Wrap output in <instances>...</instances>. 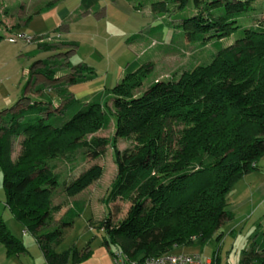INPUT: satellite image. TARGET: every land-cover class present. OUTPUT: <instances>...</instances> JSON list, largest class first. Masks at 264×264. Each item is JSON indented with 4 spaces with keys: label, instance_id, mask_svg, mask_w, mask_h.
<instances>
[{
    "label": "trees",
    "instance_id": "obj_1",
    "mask_svg": "<svg viewBox=\"0 0 264 264\" xmlns=\"http://www.w3.org/2000/svg\"><path fill=\"white\" fill-rule=\"evenodd\" d=\"M58 1L53 0L44 11ZM177 1L182 12L188 2L191 10L200 4V0ZM252 1H206L198 13L179 20V28L193 42L205 45L207 39L217 38L213 42L217 52L210 63L185 71L177 79L157 81L134 96L132 90L149 73L148 64L134 61L126 66L110 94L99 92L86 105L74 100L69 92L60 108L46 98L29 101L23 96L5 117L0 116V167L6 206L22 231L35 235L46 264L68 263L69 252L57 253L53 246L72 228L84 208L74 202L53 229L47 230L61 207L52 205L59 178L45 159L104 149L107 139H88L87 135L106 129L112 117L113 148L116 138H128L133 143L113 151L117 174L105 201L107 206L129 202L130 207L117 223L111 221L107 208L99 226L107 249L114 245L129 258L141 259L177 248L204 247L224 223L232 220L228 195L243 175L259 169V159L264 155V27L242 29L241 36L226 47L219 39L240 29L234 19L247 11ZM86 2L90 0L82 1ZM216 10L222 14L214 16ZM30 18L22 26L26 27ZM151 29L161 31L163 27ZM42 51L49 49L39 41L28 57L35 58ZM53 58L52 53L32 61L30 85L36 74L49 82L55 80L53 63L72 70L67 86L91 79L86 66L74 65L70 57L64 62H52ZM65 84L55 86L56 90L62 91ZM22 101L29 102L18 107ZM15 108L18 110L14 112ZM54 112L65 113L68 118L57 126L51 116ZM14 136L24 138L23 153L16 162L10 159ZM102 172L100 165L90 166L64 185L65 195L82 193ZM42 230L47 231L38 234ZM254 236L252 249L239 264H264V230ZM0 245L7 256L28 252L1 217ZM89 248L88 242L83 250H73V264L89 257Z\"/></svg>",
    "mask_w": 264,
    "mask_h": 264
},
{
    "label": "rangeland",
    "instance_id": "obj_2",
    "mask_svg": "<svg viewBox=\"0 0 264 264\" xmlns=\"http://www.w3.org/2000/svg\"><path fill=\"white\" fill-rule=\"evenodd\" d=\"M53 0H0V112L2 117L10 112L18 99L26 96L29 101L49 99L57 108L61 107L63 98L69 93L74 100L88 104L90 98L98 92L110 94L114 86L124 76L128 64L137 61L140 65H149V73L140 80V86L133 89L134 96L141 94L157 81L177 79L183 72L211 62L217 49L213 42L217 38L207 39L205 45L191 41L179 28L180 19L192 12L198 13L204 2L200 0L196 9L185 11L178 9L177 0H59L48 11L40 10ZM249 9L234 19L240 29L231 35L219 39L223 47L234 43L241 36V30L264 27V0H253ZM66 8L69 14L59 16L60 10ZM86 9L90 14L82 15ZM88 10V11H89ZM203 12V11H202ZM222 14L216 10L214 16ZM32 15L26 27L22 26L25 17ZM25 16V17H24ZM67 25V32H62L61 25ZM161 25V31L151 28ZM23 34L27 40L8 42L7 37ZM207 38V37H206ZM46 44L49 51H42L36 57L45 59L54 54L52 62H64L70 57L74 65L87 68L91 79L67 86L72 70L64 65L53 63L55 80L46 81L41 75L33 76L29 82V69L35 58L26 54L37 49V43ZM70 42V43H68ZM73 54L65 55L67 50ZM39 68V67H37ZM63 90L55 86L62 85ZM30 85V86H29ZM44 86V87H43ZM39 88H43L40 89ZM28 90V92H27ZM38 90V91H37ZM29 101H22L18 107ZM15 108L13 111H17ZM112 114L114 110L111 109ZM55 125L60 126L68 115L54 114ZM1 124V123H0ZM102 137L108 145L94 154L77 151L73 156L60 157L54 155L45 162L57 176L58 186L52 196V205L60 206L55 222L47 230H52L63 214L74 202L82 204L83 212L75 218L72 228L68 229L60 242L53 246L57 253L69 252L68 263L73 264L72 251H81L89 242L90 255L80 264H115L114 245L107 249L102 244L104 232L99 228L101 221L107 216V208L111 211L110 219L117 223L126 217L130 203L117 201L107 206L105 198L109 187L117 174L114 161V148L124 150L132 145L128 138H116L114 148V118L106 129H98L87 135V138ZM22 136L12 138L10 159L16 162L23 153ZM102 167L101 177L82 193L68 197L64 193V185L75 179L92 165ZM259 169L243 175L232 187L228 195V210L233 213L231 221L224 223L214 237L204 246L177 248L173 253L200 255L205 260L216 258L217 264H239L246 252L252 249L254 235L264 230V155L259 159ZM0 217L10 232L22 241L27 253L20 258L12 257L10 264H46L35 240V235L27 231L22 234L23 227L14 219L6 206V194L3 187V172L0 167ZM47 230L39 231L38 234ZM220 238L217 239V236ZM0 248H3L0 245ZM176 248V247H175Z\"/></svg>",
    "mask_w": 264,
    "mask_h": 264
},
{
    "label": "built area",
    "instance_id": "obj_3",
    "mask_svg": "<svg viewBox=\"0 0 264 264\" xmlns=\"http://www.w3.org/2000/svg\"><path fill=\"white\" fill-rule=\"evenodd\" d=\"M8 42L28 39L23 34L7 37ZM25 234V231H22ZM115 264H217L216 259L205 260L200 255L185 253H165L160 256H148L141 259L129 258L124 252L116 249L113 254Z\"/></svg>",
    "mask_w": 264,
    "mask_h": 264
},
{
    "label": "crops",
    "instance_id": "obj_4",
    "mask_svg": "<svg viewBox=\"0 0 264 264\" xmlns=\"http://www.w3.org/2000/svg\"><path fill=\"white\" fill-rule=\"evenodd\" d=\"M62 1V0H61ZM61 1H58V2H61ZM48 4H46L45 6H43V8H41L40 10H38V11H36V12H34V14L33 15H38L39 13H40V11H42V10H44V8L47 6ZM82 2H81V5H79L78 7H77V10L78 9H80L81 7H82ZM55 6V5H54ZM52 8H54V7H52ZM52 8L50 9V10H52ZM89 9H86V11H83L82 12V15H88V14H90V10L88 11ZM45 11H48V10H45ZM66 14H69V11L66 9V8H64L63 10H60V13H59V16L61 17V16H66ZM29 16H32V15H28V16H24L25 17V19L27 18V17H29ZM24 19V20H25ZM24 22V21H23ZM23 22H22V24H23ZM20 27H22V25L20 26ZM61 29H62V32H67V30H68V27H67V25H63V22H62V25H61ZM68 43H70V42H68ZM71 43H73V42H71ZM73 48H74V50L72 51L71 50V52H70V56H71V54H73L74 52H75V49L77 48V46L75 45V43H73ZM33 51V50H32ZM31 52V51H30ZM30 52H28V53H30ZM28 53L26 54V56L28 57ZM36 58H39V57H35V59ZM30 73H31V71H30V69H29V76H30ZM28 92V91H27ZM99 93V92H98ZM92 98V97H91ZM90 98V99H91ZM82 102V101H81ZM21 256V255H20ZM20 256H18V257H16V258H20ZM12 257H14V256H7L6 255V252H5V249H4V247L3 248H0V264H10V262L8 261L10 258H12Z\"/></svg>",
    "mask_w": 264,
    "mask_h": 264
}]
</instances>
